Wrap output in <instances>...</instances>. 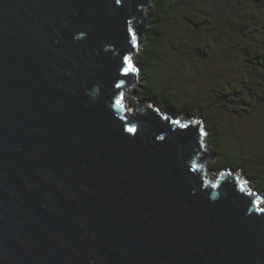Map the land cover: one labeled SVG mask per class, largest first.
<instances>
[{
	"label": "water",
	"instance_id": "1",
	"mask_svg": "<svg viewBox=\"0 0 264 264\" xmlns=\"http://www.w3.org/2000/svg\"><path fill=\"white\" fill-rule=\"evenodd\" d=\"M152 3L0 0V264H264V197L211 175L203 120L129 114Z\"/></svg>",
	"mask_w": 264,
	"mask_h": 264
},
{
	"label": "trees",
	"instance_id": "2",
	"mask_svg": "<svg viewBox=\"0 0 264 264\" xmlns=\"http://www.w3.org/2000/svg\"><path fill=\"white\" fill-rule=\"evenodd\" d=\"M152 1L146 41L133 60L142 81L135 91L137 98L178 116L201 118L209 133L207 142L219 155L213 168L241 170L264 193V158L258 155L259 140L247 151L233 152L226 145V131L219 122L221 113L243 117L264 108V42L256 46L259 40L264 41V22L257 17L264 10V0H200L192 7L188 6L189 0ZM179 15L192 29V34L183 39L171 32ZM235 38L248 48L240 64L246 78L217 77L203 96L195 93L194 97L181 93V82L175 76L164 82L157 79L159 69L165 66L161 51L169 49L192 61L207 62L216 48ZM131 106L137 108L132 100Z\"/></svg>",
	"mask_w": 264,
	"mask_h": 264
},
{
	"label": "rangeland",
	"instance_id": "3",
	"mask_svg": "<svg viewBox=\"0 0 264 264\" xmlns=\"http://www.w3.org/2000/svg\"><path fill=\"white\" fill-rule=\"evenodd\" d=\"M189 7L192 4H197L200 0H189ZM257 17L264 22V10L257 14ZM171 32L178 38L183 39L192 34V29L187 25L184 18L181 15L177 16L175 21L172 23ZM264 41L259 40L256 46H261ZM141 51V49H139ZM248 48H245L243 44L238 43V38L227 41L225 44L216 48L215 53L212 55L209 61H192L186 58L183 54L176 53L175 51H170L165 49L161 51V58L165 62V66L159 69L157 74V79L164 82L168 77L175 76L178 81H180V91L182 94L188 95V97H194L195 93L204 95L210 84L217 77H224L230 80H240L246 78L242 69L240 68L241 61L247 55ZM138 55V54H136ZM133 56V58L136 57ZM135 64V63H134ZM141 81V75L139 77ZM140 86L142 84L139 83ZM139 90L135 88L134 91ZM137 96V94H136ZM131 100L136 103L141 101L139 98L134 99L129 95L126 100V106L129 108V114H133L137 108L131 106ZM154 106L159 107V109L164 113H169L173 118L184 117L190 119L185 115H175L161 106L153 103ZM219 122L222 124V128L226 131L227 142L226 145L233 152L237 150L247 151L255 143V140H259V156L264 158V108L257 110L251 116L238 117L237 115L221 113L219 117ZM205 126V123L203 121ZM208 130H207V141H208ZM257 140V141H258ZM208 149L212 154H216L211 149V144L207 142ZM219 156V155H218ZM216 157L215 161L219 158ZM209 163V170L211 175L215 176L216 172L219 170H225L226 168H221L219 170L214 169V162ZM229 170L234 173L244 175L249 180L248 186L252 191H256L259 195L264 197V193L259 192L253 185L251 179L247 174L241 170ZM250 191V190H249Z\"/></svg>",
	"mask_w": 264,
	"mask_h": 264
},
{
	"label": "snow or ice",
	"instance_id": "4",
	"mask_svg": "<svg viewBox=\"0 0 264 264\" xmlns=\"http://www.w3.org/2000/svg\"><path fill=\"white\" fill-rule=\"evenodd\" d=\"M129 69H131V65H129Z\"/></svg>",
	"mask_w": 264,
	"mask_h": 264
}]
</instances>
